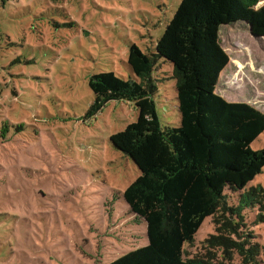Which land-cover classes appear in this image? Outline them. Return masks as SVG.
<instances>
[{
    "label": "rangeland",
    "instance_id": "374dc122",
    "mask_svg": "<svg viewBox=\"0 0 264 264\" xmlns=\"http://www.w3.org/2000/svg\"><path fill=\"white\" fill-rule=\"evenodd\" d=\"M180 1L0 0V264H108L147 244L144 222L121 196L138 169L110 143L138 111L112 101L85 121L94 101L88 80L102 72L133 79L130 46L155 52ZM219 40L229 63L216 94L264 113V37L237 24L222 26ZM162 61L153 99L161 126H177L172 66ZM251 148H264V133ZM257 185L264 171L248 188ZM228 204L235 207V196ZM257 214L206 218L184 259L242 264L234 246L248 237L258 246L250 264H264ZM212 237L220 240L210 244Z\"/></svg>",
    "mask_w": 264,
    "mask_h": 264
},
{
    "label": "trees",
    "instance_id": "16d2710c",
    "mask_svg": "<svg viewBox=\"0 0 264 264\" xmlns=\"http://www.w3.org/2000/svg\"><path fill=\"white\" fill-rule=\"evenodd\" d=\"M262 1L181 0L155 52L130 46L127 64L133 79L113 72L90 76L94 101L85 121L112 101L130 102L138 111L137 120L113 134L110 143L138 169L121 196L130 214L144 222L147 244L108 264H210L184 259V246L193 242L206 218L228 212L241 217L244 210L257 208L256 216L264 222V186L248 188L264 171V148H251L264 133V113L216 94L229 63L220 46V28L239 24L263 38L264 5L258 7ZM161 60L172 66L177 126H161L156 112L153 97L159 91L153 73ZM21 130L19 125L15 132ZM234 196L236 205L229 206ZM228 243L222 240L225 247H233ZM234 248L242 264H250L258 246L246 237Z\"/></svg>",
    "mask_w": 264,
    "mask_h": 264
},
{
    "label": "water",
    "instance_id": "95a60500",
    "mask_svg": "<svg viewBox=\"0 0 264 264\" xmlns=\"http://www.w3.org/2000/svg\"><path fill=\"white\" fill-rule=\"evenodd\" d=\"M134 164V163H133Z\"/></svg>",
    "mask_w": 264,
    "mask_h": 264
}]
</instances>
